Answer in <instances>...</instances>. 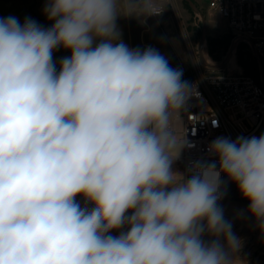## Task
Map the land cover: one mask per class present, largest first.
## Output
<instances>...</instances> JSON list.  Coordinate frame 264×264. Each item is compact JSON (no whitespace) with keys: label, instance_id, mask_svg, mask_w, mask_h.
I'll return each instance as SVG.
<instances>
[{"label":"clouds","instance_id":"clouds-1","mask_svg":"<svg viewBox=\"0 0 264 264\" xmlns=\"http://www.w3.org/2000/svg\"><path fill=\"white\" fill-rule=\"evenodd\" d=\"M153 7L46 0L49 29L0 18V264H243L222 175L264 232V134L218 137L214 162L173 171L174 122L198 93L116 23Z\"/></svg>","mask_w":264,"mask_h":264},{"label":"rangeland","instance_id":"rangeland-1","mask_svg":"<svg viewBox=\"0 0 264 264\" xmlns=\"http://www.w3.org/2000/svg\"><path fill=\"white\" fill-rule=\"evenodd\" d=\"M46 0H0V18L16 17L20 23L29 18L43 29L52 27L43 13ZM161 2L164 12L159 16L140 19L119 17L116 21L120 39L132 49H155L165 57L170 67L182 70V79L193 77L200 67H219L227 73L257 76L259 62L251 47L235 40L227 21L218 12L208 8L206 0H149ZM143 4V0H139ZM138 10H145L141 7ZM232 52L230 53L231 48ZM230 53V54H229ZM71 55L70 50L59 48L53 53L57 63ZM226 62L222 65L223 61ZM58 70V69H57ZM224 196L219 202L224 219L231 224L232 233L241 246L235 254L243 264H264V232L251 216L248 201L242 198L237 186L225 176ZM77 202L85 206L83 197ZM89 208L92 206L87 205ZM112 235H119L113 231ZM205 240L212 239L209 236ZM221 243L223 238L221 237Z\"/></svg>","mask_w":264,"mask_h":264},{"label":"built area","instance_id":"built-area-1","mask_svg":"<svg viewBox=\"0 0 264 264\" xmlns=\"http://www.w3.org/2000/svg\"><path fill=\"white\" fill-rule=\"evenodd\" d=\"M208 8L227 21L234 38L249 45L263 72L260 77L244 73H227L221 66L200 67L189 79L198 93L187 110L174 122L177 145L186 146L173 164V171L187 174L196 161L214 162L209 144L218 137L264 134V0H206ZM152 11L164 12L161 2H151ZM225 183V176H221Z\"/></svg>","mask_w":264,"mask_h":264},{"label":"water","instance_id":"water-1","mask_svg":"<svg viewBox=\"0 0 264 264\" xmlns=\"http://www.w3.org/2000/svg\"><path fill=\"white\" fill-rule=\"evenodd\" d=\"M233 47H234V46H232V48H231V50H230V53L232 52ZM230 53H229V54H230ZM226 60H227V59H225V60L223 61L222 65L226 62ZM260 67H261V68H260V69H261V72H263V68H262V66H260Z\"/></svg>","mask_w":264,"mask_h":264},{"label":"trees","instance_id":"trees-1","mask_svg":"<svg viewBox=\"0 0 264 264\" xmlns=\"http://www.w3.org/2000/svg\"><path fill=\"white\" fill-rule=\"evenodd\" d=\"M256 74L258 77H260V71H259L258 67H257V73Z\"/></svg>","mask_w":264,"mask_h":264}]
</instances>
